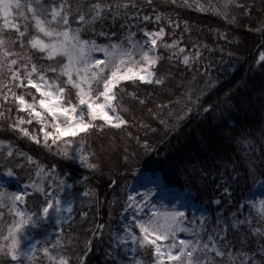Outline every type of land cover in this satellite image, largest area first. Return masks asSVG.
Returning <instances> with one entry per match:
<instances>
[{
    "label": "trees",
    "instance_id": "trees-1",
    "mask_svg": "<svg viewBox=\"0 0 264 264\" xmlns=\"http://www.w3.org/2000/svg\"><path fill=\"white\" fill-rule=\"evenodd\" d=\"M133 2L139 5V16L162 17L160 26L165 27V36L157 49L156 78H163L164 83H121L123 91L117 96L122 99L114 103L128 123L120 128L104 124L49 146L41 142L40 127L35 122L20 127L37 134L39 143L12 128L18 116L25 121L29 117L15 106L9 111L10 106L4 105L0 106L4 113L0 116V141L17 154L32 157L39 166L50 169L55 165L54 170L72 183L73 218L59 235L72 264L85 252V264H108L107 249L123 209L125 190L142 172L159 177L166 188L185 191L193 203L208 212L207 225L217 219L229 224L233 212L238 217L250 216V226L230 227L228 237L233 252L241 249L243 237L242 250L255 252L259 258L264 238L253 229L258 226L264 232V218L250 214L246 206L238 207L255 186L264 183V62L259 60L264 52V0H233L227 19L217 12L225 0H152L150 5L147 0ZM124 12L121 9L115 17L106 14L95 24V31L87 30L82 37L96 42H104L105 37L118 39L126 29L124 19L136 16L135 9L127 10V15ZM169 19L173 28L167 24ZM175 39L191 54L189 64L170 56L164 47V42L170 44ZM64 79L56 83L62 85ZM145 140L148 148L143 147ZM61 148L69 155L83 148L91 154L90 160L99 164L98 169L93 171L66 158L59 154ZM15 171L19 183H25L32 174L26 163ZM112 179L117 180L115 185ZM225 188L227 194L223 193ZM86 190H94L95 195L85 196ZM40 202L42 199L33 195L27 198V207L35 210ZM0 212V230L5 231L9 217ZM87 241L91 243L86 247ZM150 254V249L138 251L147 262Z\"/></svg>",
    "mask_w": 264,
    "mask_h": 264
},
{
    "label": "snow or ice",
    "instance_id": "snow-or-ice-1",
    "mask_svg": "<svg viewBox=\"0 0 264 264\" xmlns=\"http://www.w3.org/2000/svg\"><path fill=\"white\" fill-rule=\"evenodd\" d=\"M147 3L150 5L152 0H147ZM232 5L233 0H225L217 8V12L227 19ZM236 6L243 8V5ZM130 8L136 10L137 17L140 15L139 5L133 0H119L116 3L109 0H59V3L55 0H0V106L9 105V111L11 106H15L18 112H27L30 117L25 121L23 116H18L17 122H12L10 126L18 128L24 135H29L28 128L20 127L21 124H30L33 119L44 124L46 116L50 115L53 118L54 131L40 129L47 145L49 137L52 138V143H56L68 134L75 137L80 132L87 133L97 127L103 128L104 123L115 128L126 125L128 121L121 108L114 103L122 99L117 96L118 92L123 91L121 82L139 80L158 85L164 83L163 78H156V66L160 57L155 49L159 47L158 41L165 36V27L159 26L155 31L145 30V36L149 39L144 43L134 41L135 34L129 33V48L124 47V41L100 45L95 40L84 39L82 33L87 30L95 31V24L106 14L115 17L124 9V14L127 15ZM151 19L149 15L143 16L145 22ZM161 19L160 14L155 15V21L159 22ZM168 23L173 24V21L169 19ZM73 24L76 26L73 27ZM100 35L104 33L101 32ZM178 43V40H173L170 44L164 42V47L175 49L173 56L183 54L185 49L177 48ZM95 52H103L104 59L96 58L93 55ZM199 55V52L195 53V56ZM259 59L264 62V52ZM183 63H189L188 55L183 56ZM49 73L53 77H49ZM62 77L66 78L63 84H57L56 80ZM36 93H39V97ZM3 115L0 112V116ZM60 116L65 118L63 123L56 122ZM97 121L104 123L98 124ZM32 139L40 142L35 136ZM3 143L0 141V145ZM80 143L82 145L84 141L81 140ZM143 147H149L147 140ZM79 151L80 161L87 168L97 170L99 164L90 160L91 154L83 148ZM3 154L5 159L0 170L6 176L14 177L15 169H22L25 161L15 160L16 153L11 147ZM59 154L69 155L66 148L59 149ZM124 159L128 160L129 157L125 156ZM26 160L31 163L32 157H26ZM54 169L55 165L48 171H44L42 165L36 169L37 177H51L47 184L31 180L25 185L24 191H9L0 186V209L7 208L14 214L6 232L0 230V264H33L35 260L46 261V264H72L71 257L66 254L59 237L51 244L45 241L39 248L29 245L25 249L22 245L28 226H36L42 219L48 218L50 210L56 213L62 211V202L57 191L62 190L60 185L65 181L55 176ZM111 183L115 185L117 180L112 179ZM28 188L33 191L29 193ZM150 191L143 194L144 199L135 201L137 211H143L141 205L149 197ZM224 191L227 192L228 189L225 188ZM32 195L43 197L35 210L27 207V198ZM84 195H95V192L86 190ZM133 200L132 196L128 197V201ZM18 203L24 204L25 208L20 209ZM251 207L257 209L258 215L264 218V199L253 202ZM67 211H72L70 204ZM2 216L3 213L0 212V217ZM132 219L139 233L129 226L126 228L127 238L142 249H150L155 257L153 264H264V245L259 248L261 255L257 258L255 252L242 250L243 237L240 241L241 249L233 252L232 242L228 237L230 227L238 229L240 225L250 224V218L239 220L233 214L231 225L218 219L216 227L207 232L203 229L201 218V229L195 233L193 229L184 226L187 217L181 211H157L147 219H140L135 215ZM97 227L102 229L104 225ZM253 231L264 238V232L260 229ZM178 232L193 234L195 239L178 240ZM205 232L206 239L202 238V233ZM119 239L126 240L125 237ZM90 243L87 241L86 247ZM86 255L85 252L78 256L76 264H85ZM134 264H142V261L134 258Z\"/></svg>",
    "mask_w": 264,
    "mask_h": 264
},
{
    "label": "rangeland",
    "instance_id": "rangeland-1",
    "mask_svg": "<svg viewBox=\"0 0 264 264\" xmlns=\"http://www.w3.org/2000/svg\"><path fill=\"white\" fill-rule=\"evenodd\" d=\"M0 22H2V20H0ZM142 24H151L153 27L152 29H147L143 27ZM167 24L168 26H171L173 28L172 24H169V23ZM123 26H125L126 29L123 30V33L118 39L105 37L103 38L104 42H97V44L108 45L111 42L124 41V47L129 48L130 45L127 43V38L129 37V33L135 34L133 37L134 41H139L140 43H144L145 40L149 39L148 37L145 36V30H148V31L157 30L158 27L160 26V21L159 22L155 21V16H152V19L150 21L145 22L143 21V16L137 17L134 15H131L129 16V18L124 19ZM162 39L158 41V45L162 41ZM89 40H92V39H89ZM179 47H182V46H180L178 43L177 48ZM157 49L158 47L155 49V52L158 55ZM167 50L169 52V55L173 56V52L175 51V49L167 48ZM93 55L98 59H104L103 52H95ZM184 55L189 56V63H190L192 60V57H191V54L186 51H184L183 54L175 55V57L179 58L181 62L183 63ZM123 82H126V81H123ZM140 82L146 83L143 81H140ZM36 94L39 96V93H36ZM57 103H62V101H57ZM25 113L29 117L28 113L27 112ZM52 119L53 118L50 115H47L46 122L44 124H41L36 119H33L32 122H35L40 127V129L44 128L46 131H54V128L52 127ZM64 120L65 118L60 116L56 122L63 123ZM104 124L108 127L115 128L112 125H108L106 123ZM80 133H78L77 135H79ZM25 136H27L32 142L37 143L36 140L32 139L33 136L37 137L38 139L37 134L29 133V135H25ZM39 136L41 137V142L45 144L44 133L42 131L39 132ZM70 137H73V136L68 134L62 137L61 139L70 138ZM56 143H52L51 137L48 138L47 145L51 146ZM8 148H9L8 144L3 143L2 145H0V159L5 158L3 153H6ZM11 150L14 153H16L14 149L11 148ZM16 156L18 158H22L25 161V163L32 168L31 176L25 183H19L17 182L15 176L8 177L4 174L3 171H0V182H2L0 183V186L6 187L9 191H24L25 185L29 184L31 180H38V181H42L44 184H47L49 179H51V177H37L36 169L39 167V165H37L33 160L31 161V163L27 162L26 157H23L20 154L16 153ZM79 156H80V153L78 151H75V153H73L72 155H68L65 157L66 158L69 157V159H74L76 162H78L81 166L84 167L85 165L80 161ZM43 170L48 171V169L44 167H43ZM54 174L56 177H59L65 181L63 185H60V188L62 190L57 191V196L62 202V205H61L62 211L60 213H56L54 210H50V216L48 218L42 219L36 226L27 227L23 240H22V245L25 249H27L29 245H36L37 248H39L43 246L45 241H47L49 244L53 243L56 240V238L59 237L62 229L65 226H67L73 218V210H74L73 197H72V186L73 185L71 182H69L66 175H62L56 172L55 170H54ZM53 187L55 188V185H53ZM27 190L29 191V193L33 191L31 188H28ZM149 190H151L149 197L141 205V208L143 209V211L142 212L137 211V209L134 206L135 201L144 199L143 194ZM223 193L227 194V192L225 191H223ZM129 196H132L134 200L128 201ZM39 197L43 200L42 196H39ZM262 199H264V183H260L259 185L255 186L250 192V194L243 199L242 203L239 205L238 208L240 210L243 206H246L249 209L250 214L257 216L260 219L261 217L258 215V210L255 208H252L251 204L253 202H258ZM69 204L72 206L71 212L67 211V206ZM129 204H132L133 206L129 207L128 206ZM18 207L23 210L25 208V205L18 203ZM122 208L123 209L120 211L118 219H117L116 228L112 232L111 238L109 241V247L107 249L108 264H134V258L136 260L142 261V264H153V260L155 259V257L152 251L149 256L150 261L147 262L146 261L147 259L145 260L143 257L138 255V251L142 248L133 244L131 239L127 238L126 228L129 226H132L133 230L139 233V229L134 227L135 222L132 219L134 215L140 219H147L149 216H151L154 212H157V211H159L160 213H163L166 211H173V210L181 211V212H184L185 216L187 217V219L184 222V226L187 228L193 229L194 233L201 229V218H203V229L206 230V232L214 229L216 227L217 220H218L217 219L213 225H210V224L207 225L206 219L208 217V212L203 207L193 203V201L190 199V197L185 191H181L176 188L174 189L166 188L159 177L151 176L147 172H142L139 175H137L136 178L133 180V182L127 186L125 190V195L123 198ZM0 210H3L8 215L9 217L8 224H10L13 221L14 214H11L7 208H3ZM233 214H235V218L239 220H245L246 218H250V216L246 214H242L240 217H238L236 215V212L235 213L233 212L229 216V225H231L233 221ZM219 220L224 222L223 219H219ZM243 225L250 226L249 223H245ZM257 227L258 226H255L254 229H257ZM6 230H7V227L5 229V232ZM206 232L202 233V238L204 239H206ZM119 237H125L126 240H120ZM177 237H178V240L179 239H184V240L195 239V236L188 232H178ZM38 241L40 242L39 244L37 243ZM33 264H46V261L35 260Z\"/></svg>",
    "mask_w": 264,
    "mask_h": 264
}]
</instances>
